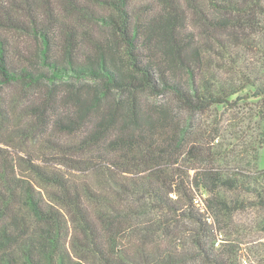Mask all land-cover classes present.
<instances>
[{
	"label": "trees",
	"instance_id": "16d2710c",
	"mask_svg": "<svg viewBox=\"0 0 264 264\" xmlns=\"http://www.w3.org/2000/svg\"><path fill=\"white\" fill-rule=\"evenodd\" d=\"M261 18L264 0H0V264H242L217 243L264 208V170L231 168L204 115L264 102Z\"/></svg>",
	"mask_w": 264,
	"mask_h": 264
},
{
	"label": "rangeland",
	"instance_id": "374dc122",
	"mask_svg": "<svg viewBox=\"0 0 264 264\" xmlns=\"http://www.w3.org/2000/svg\"><path fill=\"white\" fill-rule=\"evenodd\" d=\"M256 35L257 48L245 53L263 75L264 33L258 29ZM204 122L220 134L216 144H224V147L230 145L227 161L231 168L239 167L236 161L244 157L250 164V170H264V102L250 99L237 103L231 110H213L204 115ZM262 221L264 208L250 209L239 214L236 230L232 233H220L217 245L232 241L239 246L243 255L242 264H264Z\"/></svg>",
	"mask_w": 264,
	"mask_h": 264
}]
</instances>
